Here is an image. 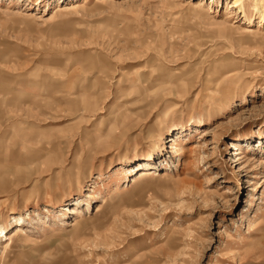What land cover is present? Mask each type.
<instances>
[{
	"label": "rangeland",
	"instance_id": "obj_1",
	"mask_svg": "<svg viewBox=\"0 0 264 264\" xmlns=\"http://www.w3.org/2000/svg\"><path fill=\"white\" fill-rule=\"evenodd\" d=\"M234 1L0 0V264H264V0Z\"/></svg>",
	"mask_w": 264,
	"mask_h": 264
},
{
	"label": "bare ground",
	"instance_id": "obj_2",
	"mask_svg": "<svg viewBox=\"0 0 264 264\" xmlns=\"http://www.w3.org/2000/svg\"><path fill=\"white\" fill-rule=\"evenodd\" d=\"M232 4V9L233 10H239L240 12L244 11V6L241 4V0H236L234 2L231 3ZM82 7V6H80ZM262 18V22H264V12H263V15L261 16ZM166 148V147H165ZM239 153H242L239 151ZM243 154V153H242ZM147 173H143L142 175L139 176V178L137 180L134 181V183H139L141 182L143 179H146L147 177ZM20 221V220H19ZM22 223V222H21ZM80 222H76L75 225L79 224Z\"/></svg>",
	"mask_w": 264,
	"mask_h": 264
}]
</instances>
